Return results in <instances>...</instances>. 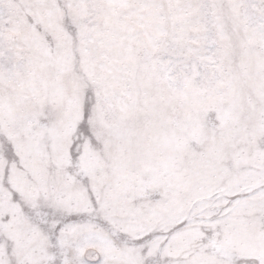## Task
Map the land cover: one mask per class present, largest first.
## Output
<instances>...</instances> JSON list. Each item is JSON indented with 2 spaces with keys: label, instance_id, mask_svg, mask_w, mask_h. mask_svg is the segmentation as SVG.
<instances>
[{
  "label": "snow or ice",
  "instance_id": "obj_1",
  "mask_svg": "<svg viewBox=\"0 0 264 264\" xmlns=\"http://www.w3.org/2000/svg\"><path fill=\"white\" fill-rule=\"evenodd\" d=\"M0 264H264V0H0Z\"/></svg>",
  "mask_w": 264,
  "mask_h": 264
}]
</instances>
